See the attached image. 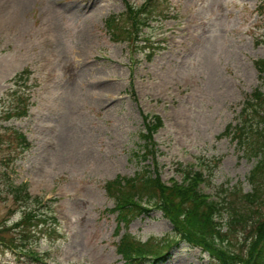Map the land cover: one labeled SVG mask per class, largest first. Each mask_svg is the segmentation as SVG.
Listing matches in <instances>:
<instances>
[{"label": "rangeland", "instance_id": "rangeland-1", "mask_svg": "<svg viewBox=\"0 0 264 264\" xmlns=\"http://www.w3.org/2000/svg\"><path fill=\"white\" fill-rule=\"evenodd\" d=\"M141 1L0 0V264H128L118 249L125 232L141 252L161 249L178 234L169 214L147 204L118 224L106 189L144 170L167 185L195 184L208 216L219 210L209 226L196 199L174 201L177 226L195 240L177 238L143 264H245L256 214L228 209L263 206L264 177L257 197L245 194L256 159L225 128L245 96L264 89V0ZM113 16L125 36L107 26ZM20 92L27 113L4 117ZM155 115L162 124L144 155L141 134ZM192 165L210 170L205 182L185 181ZM23 185L39 202L15 199ZM30 210L51 220L19 225Z\"/></svg>", "mask_w": 264, "mask_h": 264}, {"label": "trees", "instance_id": "trees-1", "mask_svg": "<svg viewBox=\"0 0 264 264\" xmlns=\"http://www.w3.org/2000/svg\"><path fill=\"white\" fill-rule=\"evenodd\" d=\"M113 19L114 16L108 19L106 22L107 26H109L110 30L114 32L117 37L121 35L125 36L126 28L122 27L121 23H117L116 20L114 21ZM256 65L262 78V74H264V58L258 59ZM27 100L28 97L26 96V93L20 92L14 107L6 111L4 117H19L25 115L27 113ZM161 124L162 122L160 117L155 115L154 119L150 121V124H147L146 132L141 134L145 145L143 148V153L145 151L144 155H147L148 151H150L151 144L148 143V135L152 134L156 127L160 126ZM225 129L227 132H231L232 137L236 140L237 146L241 148L245 154L256 159L255 164L248 175V178L252 184V190L250 192H246L245 194L251 196V198L252 196L257 197L262 190L261 185L263 179L261 178L264 177V89H262L260 86H256L251 93L245 96L242 101V108L237 114L236 123L233 125L228 123ZM12 131L13 137L22 148L29 145L23 132L15 129ZM1 139L2 138L0 134V140ZM183 174L185 181L186 179H190L192 176L195 180V176L192 175L190 170L185 173L183 172ZM197 176L199 175L197 174ZM106 189L115 199L112 210L116 211L118 224L120 222L127 223L138 214L148 212L149 208L147 207L149 206L146 205L149 203L156 205L159 204V207L164 212L169 214L171 220L175 224V229L178 230V234L176 238H171V240L167 238L157 245H154L158 248H161L154 251L156 253L165 252L172 246L173 243L178 242L177 238L178 240H195L192 237V233L188 231L182 232V229L177 226L178 222L176 220L175 214L176 210H178V207L172 206L174 201H176V204H179V202L184 204V201H186L188 198H193V200L196 199L198 202H196L195 208L202 209L203 211H201L200 215H205L208 219L206 220L205 224L210 226V223H212L211 220H213L210 215L208 216V213L210 214V210L208 209V211H205L206 207H204L203 204L207 203H205V200L203 203L202 200H200L203 194L197 189L195 184L189 183L186 185L175 183L166 185L160 181L159 177H153L151 172L148 170L137 172L132 176H122V178H115L106 183ZM14 192V197L17 200L20 199V196L22 195L21 193H23L22 199L31 198L32 201L37 200V202H39L37 197L32 198V196L29 195L27 192V186L25 185L14 189ZM144 196L145 198H143ZM146 199H148V201H146ZM182 208L184 211V207ZM228 210L230 211L229 213L233 218H243L245 215H253L254 213L256 214V217L253 221V233L251 241L248 244L249 250L247 257L245 258V264H264V205L260 207H253L252 204H248L243 206L242 209L231 206ZM251 212L254 213L251 214ZM20 219L21 220L18 222V224H21V226L27 228L36 225V223L42 224L49 222L50 220L44 216V214L40 215L35 212V210H30L24 213L23 218ZM48 228H51V223L49 224ZM205 239L201 240L204 241L201 242L202 245L206 246L210 250L215 249L209 242L205 241ZM139 244L140 241L133 238V236H131L128 232H125L121 237V241L118 243V249L123 253V256L125 257V260L128 264L144 263L145 258L141 255L140 250L142 249H140ZM219 253L221 254V252L217 250V254ZM162 256L163 255L160 257ZM233 257L236 258L233 256V254H229L224 258V261L229 260L231 262Z\"/></svg>", "mask_w": 264, "mask_h": 264}, {"label": "bare ground", "instance_id": "bare-ground-1", "mask_svg": "<svg viewBox=\"0 0 264 264\" xmlns=\"http://www.w3.org/2000/svg\"><path fill=\"white\" fill-rule=\"evenodd\" d=\"M65 140V139H64Z\"/></svg>", "mask_w": 264, "mask_h": 264}]
</instances>
